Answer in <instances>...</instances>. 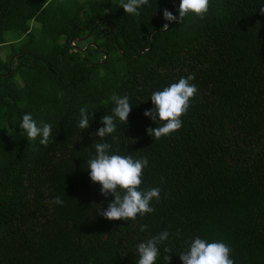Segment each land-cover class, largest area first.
<instances>
[{
    "label": "trees",
    "instance_id": "trees-1",
    "mask_svg": "<svg viewBox=\"0 0 264 264\" xmlns=\"http://www.w3.org/2000/svg\"><path fill=\"white\" fill-rule=\"evenodd\" d=\"M119 3L0 0V264H137V245L164 230L156 264H183L197 237L226 243L235 264H264V0H210L204 19L181 24L163 18L178 17L180 0H149L139 15ZM192 74L181 129L155 140L152 93ZM114 94L132 110L101 139ZM85 106L95 118L81 130ZM25 114L52 126L47 146L27 139ZM97 142L147 157L141 190L160 188L154 212L99 214L114 196L90 179Z\"/></svg>",
    "mask_w": 264,
    "mask_h": 264
},
{
    "label": "clouds",
    "instance_id": "clouds-1",
    "mask_svg": "<svg viewBox=\"0 0 264 264\" xmlns=\"http://www.w3.org/2000/svg\"><path fill=\"white\" fill-rule=\"evenodd\" d=\"M149 0H120L119 6L124 9L126 14L139 15L138 9L147 5ZM210 8V0H180L179 15L165 9L163 18L168 22L177 24L183 23L185 17L193 14L200 19H204ZM264 14V8L260 9ZM169 24L163 25L162 31H167ZM195 79L194 74L187 78H180L178 82L172 83L163 90L152 93L150 100L154 107L146 110L144 115L158 123L156 128L149 127L147 134L159 140L161 137L169 136L182 127L181 117L186 115L190 107V101L197 93L195 84L190 83ZM114 102L112 114L101 118L104 125L95 133L101 139L112 135L117 130L116 120L122 124L128 123L129 114L132 106L127 96L114 94L111 97ZM91 120L95 118V112H89L87 106L79 109L78 127L81 130L90 127ZM38 126L31 114H25L22 119L21 128L26 133L27 139L35 141L42 137L40 144L47 146L52 134V126L41 122ZM95 156L87 161L90 169V179L94 183L101 185V194L105 197L114 196L107 209H100L99 214L104 218L115 221H135L137 216H145L155 211L151 207V202L155 199L160 200V188L154 187L148 190H141L143 183V170L148 167L147 157L134 159L132 155H120L110 153L111 144L95 143ZM62 205L63 200L55 197L52 201ZM148 225H141V231H147ZM170 233L167 230L151 237L145 242H141L136 247L139 259L137 264H156L159 256L158 245L168 240ZM188 243V242H186ZM170 251L165 248V252ZM231 249L224 242H208L199 237L192 240L188 249L180 254L183 264H235L230 258ZM164 259L169 262L171 257L167 255Z\"/></svg>",
    "mask_w": 264,
    "mask_h": 264
},
{
    "label": "rangeland",
    "instance_id": "rangeland-1",
    "mask_svg": "<svg viewBox=\"0 0 264 264\" xmlns=\"http://www.w3.org/2000/svg\"><path fill=\"white\" fill-rule=\"evenodd\" d=\"M80 15L82 16V17H85V13L82 11L81 13H80ZM88 34V33H87ZM86 34V35H87ZM22 36V35H21ZM17 38V34L16 33H13V32H6L5 33V39L7 40V41H14L15 39ZM20 41H22L23 40V38H20L19 39ZM87 46V45H86ZM86 46L82 49V50H84L85 48H86Z\"/></svg>",
    "mask_w": 264,
    "mask_h": 264
},
{
    "label": "water",
    "instance_id": "water-1",
    "mask_svg": "<svg viewBox=\"0 0 264 264\" xmlns=\"http://www.w3.org/2000/svg\"><path fill=\"white\" fill-rule=\"evenodd\" d=\"M179 9V8H178ZM177 9V10H178ZM158 10H156L155 12H154V14H156V12H157ZM102 21V19H100V20H98V23H100ZM93 30H91L90 32H88V34L87 35H85L84 37H82V38H77V39H75V40H86L89 36H90V34H91V32H92ZM149 48H151V45H150V47ZM107 54V52H105V55Z\"/></svg>",
    "mask_w": 264,
    "mask_h": 264
}]
</instances>
